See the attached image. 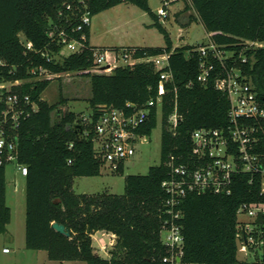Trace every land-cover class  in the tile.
Returning a JSON list of instances; mask_svg holds the SVG:
<instances>
[{"label":"trees","instance_id":"16d2710c","mask_svg":"<svg viewBox=\"0 0 264 264\" xmlns=\"http://www.w3.org/2000/svg\"><path fill=\"white\" fill-rule=\"evenodd\" d=\"M123 1H130L157 17L149 0H0V81L33 77L32 69L43 66L52 72L84 71L94 65L90 42L91 26L84 28L88 47L81 53L59 57L63 43L58 31L73 32L81 15L91 16ZM70 5V8H68ZM189 21L200 20L211 37L224 48L242 52L247 62L238 65L247 74L264 105V45L250 47L246 40L264 42V0H186ZM57 26L54 36L50 31ZM164 32V46H138L135 56L171 51L174 80L167 83L161 108V162L150 166L146 174H129L125 191L76 193V176L101 173L103 160L95 150L91 136L83 129L82 116L65 109L66 98L49 103L41 94L51 79L27 80L13 91L29 93L39 109L23 119L18 129L19 160L28 166L26 177V246L47 250L57 261L83 260L87 264H159L168 254L161 239L167 192L163 181L170 176L166 161L175 155L180 162L194 166L192 132L200 127L228 130L230 100L217 89L214 79L207 85L198 80L200 53L196 45H174ZM21 36L24 39H21ZM33 43L32 49L27 42ZM219 66V64H218ZM220 69V68H219ZM91 78L92 106L96 119L104 105L124 107L132 101L142 105L158 95L159 72L152 62L120 65L107 73L88 72ZM177 109L180 121L175 130L169 117ZM157 108L140 128L151 135L158 123ZM255 128L257 141L251 151L264 162V118L248 119ZM123 165L119 170L123 169ZM260 175H237L231 194L211 190L189 193L182 203L181 220L185 235L183 259L204 264L237 262V208L243 201L264 198ZM6 165L0 164V233L7 231L12 212L7 203ZM66 225L71 235L54 229L53 223ZM100 230L115 233L117 243L110 259L97 253L92 235Z\"/></svg>","mask_w":264,"mask_h":264},{"label":"built area","instance_id":"2783aa9c","mask_svg":"<svg viewBox=\"0 0 264 264\" xmlns=\"http://www.w3.org/2000/svg\"><path fill=\"white\" fill-rule=\"evenodd\" d=\"M162 1L158 16L167 17L168 6L173 0ZM91 21L90 12L86 11L81 15L79 24L73 26L72 31H80V37L66 29L58 31V37L63 43L59 57L71 52L81 53L88 47L86 43L88 37L84 28L91 26ZM56 29L57 26H54L50 31L51 36L55 35ZM208 34V42L197 48L200 53L198 80L207 85L214 79L215 87L228 94L230 125L228 130L200 127L192 132L193 154L197 159L194 166L178 161L175 155H171L166 161L171 171L170 176L163 181L168 196L163 211L165 217L161 239L168 254L159 264H204L183 259L185 235L181 224L184 216L182 203L189 193L211 190L218 194H231L237 175L248 172L251 180L255 175H260L261 194L264 195V162L260 154L251 151L257 141L254 135L255 128L245 124V121L251 118H264V105L247 74L238 65L239 60L247 62L248 58L242 52L237 56L235 50L224 48L225 45L217 43L211 37L212 33ZM245 43L250 47L264 45V42L252 40H246ZM27 47L32 49L33 43L27 42ZM64 48L68 50L67 53L64 52ZM91 50L94 65L84 70L85 72L107 73L120 65L152 62L160 76L157 97L149 99L144 104L138 105L128 101L124 107L103 106L96 119L90 114L82 115L84 125L90 123L93 125L92 129L86 127L83 130L87 136H91L96 154L103 160V165H109L112 170L117 171L135 154L137 141L151 140L150 135L141 132L140 128L149 120L153 108H157L159 117L161 115L164 95L167 92L166 85L174 80L170 59L173 50H165L155 55L146 53L143 56L134 55L138 46L121 49L93 46ZM0 63L4 62L0 60ZM32 72L34 75L29 79L0 81V164L7 166L14 163L24 175L28 173V166L19 160L18 129L22 120L38 111L39 106L31 99L29 93L13 91V87H19L27 80L53 79L61 74L43 66L33 68ZM41 99H44L42 94ZM180 117L177 109L170 115L169 122L173 130L177 128ZM243 214L251 219L248 221L240 219ZM237 216L236 242L240 243V246L237 245V252H244L246 259L235 264H264V198L241 202L237 208ZM112 237L114 239L111 244L114 247L117 236L112 233ZM4 251H10V248L5 247ZM110 252L108 259L112 256V250Z\"/></svg>","mask_w":264,"mask_h":264},{"label":"rangeland","instance_id":"374dc122","mask_svg":"<svg viewBox=\"0 0 264 264\" xmlns=\"http://www.w3.org/2000/svg\"><path fill=\"white\" fill-rule=\"evenodd\" d=\"M152 11L149 13L137 4L123 1L105 11L93 15L91 21V41L95 47L128 46H164L166 43L161 24L170 34L174 45L191 44L199 46L207 43L209 34L200 20L189 21L190 11L185 10L186 0H173L168 6L169 15L159 17L158 9L162 0H149ZM256 45V44H254ZM64 48V52L67 53ZM85 71L61 73L51 79L42 92V98L49 103L59 101L63 95L67 102L65 109L76 112L79 116H89L92 106L91 78ZM151 140L137 141L136 152L124 162L122 170L115 171L109 165H103L101 173L93 176H76L73 188L76 193H98L108 191L121 194L125 191V178L129 174H146L152 165L161 162L162 120L158 119L153 129ZM7 203L11 208L12 218L7 231L0 233V264H87L83 260L57 261L49 257L47 250L29 249L26 246V177L14 163L6 166ZM240 219L251 217L241 215ZM111 232L98 231L93 236V245L99 254L108 258L113 249ZM2 246L12 249L9 255L2 252Z\"/></svg>","mask_w":264,"mask_h":264},{"label":"water","instance_id":"95a60500","mask_svg":"<svg viewBox=\"0 0 264 264\" xmlns=\"http://www.w3.org/2000/svg\"><path fill=\"white\" fill-rule=\"evenodd\" d=\"M24 37L21 36V39H23ZM104 107H107V105H104ZM53 227L55 230H57L58 232L65 234L66 236H70L71 232L70 230L66 227L65 224L63 223H59V222H54L53 223ZM237 245L240 246V243L237 241ZM246 259V255L244 252H237V261H242Z\"/></svg>","mask_w":264,"mask_h":264},{"label":"crops","instance_id":"0c3cea01","mask_svg":"<svg viewBox=\"0 0 264 264\" xmlns=\"http://www.w3.org/2000/svg\"><path fill=\"white\" fill-rule=\"evenodd\" d=\"M90 42H91V44H92V41H91V30H90ZM175 46H177V45H175ZM5 247H7V246H2V252H3V254H5V255H9L11 252H12V249H10V251H4V248Z\"/></svg>","mask_w":264,"mask_h":264}]
</instances>
